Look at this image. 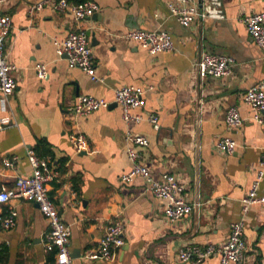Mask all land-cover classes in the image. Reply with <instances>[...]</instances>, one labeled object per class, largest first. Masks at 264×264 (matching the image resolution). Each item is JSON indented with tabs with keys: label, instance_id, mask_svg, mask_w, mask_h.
Wrapping results in <instances>:
<instances>
[{
	"label": "crops",
	"instance_id": "1",
	"mask_svg": "<svg viewBox=\"0 0 264 264\" xmlns=\"http://www.w3.org/2000/svg\"><path fill=\"white\" fill-rule=\"evenodd\" d=\"M37 1L2 4L13 23L5 50L16 66V84L9 98L0 92V190L13 187L19 175H31L27 148L32 147L58 173L47 188L71 228L73 264H219L218 255L196 263L180 260L178 252L188 244L224 242L232 222L242 217V198L256 176L264 135L244 95L264 81V47L249 35L243 18L264 11V0H196L207 15L195 17L188 27L170 13L173 0H93L99 9L83 26L96 81L57 54L54 41L76 29L72 14L54 11L50 4L30 11ZM139 29L169 31L174 49L152 55L123 36ZM202 52L234 56L232 72L201 78L195 63ZM40 63L47 67L45 78L38 75ZM126 85L146 89L141 111L158 114V129L147 120L126 123L113 102L115 90ZM85 94L112 104L87 116L73 115L70 107ZM231 106L243 119L238 128L226 123ZM128 130L148 138L147 146L136 149L154 176L175 174L184 198L200 202L189 215L168 220L165 201L146 189L142 176L122 181L131 168ZM71 132H83L90 149L77 152ZM227 135L237 142L231 154L216 146ZM12 155L19 157L16 165L4 166L3 158ZM259 193L264 194V178ZM9 207L18 211L17 225L0 226V264H54L56 252L44 246L49 221L38 204L18 198L0 205V211ZM115 219L124 225V245L111 259L86 258ZM245 222L241 264H264V204L251 205Z\"/></svg>",
	"mask_w": 264,
	"mask_h": 264
},
{
	"label": "built area",
	"instance_id": "2",
	"mask_svg": "<svg viewBox=\"0 0 264 264\" xmlns=\"http://www.w3.org/2000/svg\"><path fill=\"white\" fill-rule=\"evenodd\" d=\"M6 0H0V92L3 97L9 98L15 88L13 72L16 66L8 61L5 50V41L11 32L13 23L10 15L2 9ZM196 0H173L169 4L170 13L183 26H190L195 17H205L207 13L199 10L195 5ZM48 4L54 11L72 14L76 29L71 31L62 40H55L57 54L66 57L69 67L84 70L93 80H98L95 68L94 53L87 28L83 22L91 18L99 9L93 0L71 2L69 0H39L31 5L30 11L43 10ZM247 31L256 44L264 47V11L252 13L243 18ZM136 41L142 48L154 55L159 52L174 49V42L169 31L164 29L131 30L123 35ZM235 57L226 54L202 52L196 60L195 66L201 78L206 76L222 77L232 72ZM40 78L48 75L45 64H36ZM149 89H152L150 86ZM146 89L142 86L126 85L115 90L113 102L122 108L123 118L126 123L141 122L147 120L154 128L158 129L159 116L154 112H142ZM245 102L251 107L254 121L263 129L264 135V81L250 86L245 95ZM111 101L92 94L81 95L70 107V111L76 116H87L101 108H107ZM226 123L232 128L242 125L243 119L237 106H231L226 115ZM70 141L77 152L90 149L88 138L83 132H71ZM128 142V157L131 168L124 172L121 179L124 183H132L137 176H142L146 181V189L156 197L165 201L164 214L170 221H176L189 215L199 201L189 202L182 195L183 185L177 176L171 172H165L160 177L154 176L151 168L140 160V153L136 146H147L148 138L141 134L128 130L125 137ZM216 146L226 153H234L237 148L236 140L231 136H224L216 142ZM263 154L256 170V176L248 193L242 198V217L231 224L229 237L221 243L208 242L205 245L188 244L179 252L182 261L201 262L206 258L218 255L219 264H241L247 248L245 240V216L253 204H264V194L259 193L261 182L264 178V144ZM27 158L32 168L29 176H17L15 185L11 188L3 187L0 190V205L8 204L13 199L25 198L35 201L42 214L49 221V228L44 235V246L47 251H55L54 264H73L71 253V228L61 218L60 213L52 202L47 185L58 175L53 170L47 159L40 157L32 148H27ZM19 157L17 155L3 158V165L14 167ZM18 211L14 207L0 211V226L6 230L13 229L17 225ZM124 225L120 220H113L107 226L104 236L100 239L97 248L90 250L85 257L88 259H111L124 245Z\"/></svg>",
	"mask_w": 264,
	"mask_h": 264
},
{
	"label": "water",
	"instance_id": "3",
	"mask_svg": "<svg viewBox=\"0 0 264 264\" xmlns=\"http://www.w3.org/2000/svg\"><path fill=\"white\" fill-rule=\"evenodd\" d=\"M220 4H222L221 0L219 1ZM206 10H208V7H206ZM209 11V10H208ZM116 104V103H115ZM117 105V104H116Z\"/></svg>",
	"mask_w": 264,
	"mask_h": 264
}]
</instances>
